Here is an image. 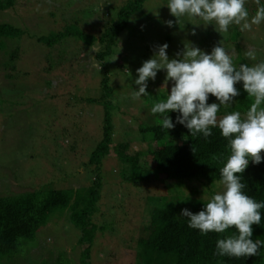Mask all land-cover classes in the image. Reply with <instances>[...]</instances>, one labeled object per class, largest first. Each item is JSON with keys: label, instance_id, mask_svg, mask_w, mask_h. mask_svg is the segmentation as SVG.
Returning a JSON list of instances; mask_svg holds the SVG:
<instances>
[{"label": "rangeland", "instance_id": "374dc122", "mask_svg": "<svg viewBox=\"0 0 264 264\" xmlns=\"http://www.w3.org/2000/svg\"><path fill=\"white\" fill-rule=\"evenodd\" d=\"M128 1L16 0L12 8L0 12L2 22L25 29L23 36L5 40L0 50V196L85 188L92 183L95 175L88 160L102 136L104 73L111 87L107 97L113 121L111 149L127 143L126 152L134 155L141 151L139 164L152 168L148 145L155 143L143 141L140 129L155 123L152 103L157 92L166 99L172 82H166V71L159 70L155 80L148 81L147 96L133 99L132 93L138 91L136 70L158 46L167 43L169 59H179L178 54L189 43L210 54L220 42L229 52L235 48L233 62L237 66L264 61V22L250 31L231 25L228 32L219 33L214 23L203 25L202 20L185 16L169 27L166 22L176 19L166 6L169 0H146L130 16L103 62L96 56L102 49L98 40L88 46L69 38L49 47L36 39L74 21L98 38L105 18H114ZM256 6L254 0H246L250 17ZM237 31L239 38L234 39ZM252 48L256 60L245 55ZM14 49H18L17 57L12 59L7 55ZM96 61L102 63L100 72L92 67ZM217 115L219 119L226 114ZM123 173L124 165L116 155L102 160L101 199L92 218L99 228L90 252L91 264H136L137 241L146 234L142 228L149 224L154 205H181L187 198L208 199L223 191L220 180H167L153 170L151 180L134 184L125 181ZM59 213L27 241L17 261L8 263L37 264L43 258L39 264H55L60 255L64 264H81L79 230L67 212Z\"/></svg>", "mask_w": 264, "mask_h": 264}, {"label": "trees", "instance_id": "16d2710c", "mask_svg": "<svg viewBox=\"0 0 264 264\" xmlns=\"http://www.w3.org/2000/svg\"><path fill=\"white\" fill-rule=\"evenodd\" d=\"M15 1L0 0V12L12 8ZM145 1H128L118 9L114 18H105L104 15L106 23L102 26V32L98 38L96 35L78 28L74 21L66 24L62 30H53L46 36H37L36 39L49 47L69 38L79 39L88 46L98 40L102 49L97 52L96 56L99 61L103 62L111 54L120 33L127 27L130 16L140 9ZM261 3L264 4V0H261ZM256 8L257 6L253 9L254 13ZM24 34L25 29L4 23L0 18V50L4 47L5 40L19 38ZM235 34L234 39H238L240 32L237 31ZM17 51L18 49H14L7 56L14 59L17 57ZM236 87H242V82L238 83ZM101 89L103 94L100 98L105 99L102 136L88 160L89 166H93L92 171L95 175L92 183L85 188H50L13 196H0V264L17 261V257L23 253V247L27 241H32L39 228L58 212L61 214L67 212V218L79 230L77 244L80 248L79 260L81 264H91L90 252L95 232L99 228L93 223L92 218L98 210V203L101 199V163L104 158L110 155H116L117 159L123 163V179L129 183L137 184L151 180L153 170H156L161 177L167 180L196 179L210 182L221 179L220 169L230 155V150L227 147L228 140L221 135V130L218 127L212 128V135L207 138L202 134L192 136L183 125L176 122L178 112L170 111L168 113L175 124L173 129L167 130L161 126L163 116L166 114L160 113H156L153 125L143 126L140 129L143 141L149 139L155 143V145H148V152L153 161L152 168H145L139 164V158L143 154L141 151L129 155L126 152L127 143L118 144L112 150L110 142L113 121L110 101L107 100L111 87L106 73L101 80ZM156 95L155 103L163 100L162 94L159 95L157 92ZM253 102L254 98L240 90V95L234 99L232 104L228 108L221 106L218 114L240 111L242 115H245ZM208 103H218V101L209 94ZM174 139L180 143L171 142ZM261 155L264 157V153ZM242 182L246 184L245 194L257 202L264 203V161L256 165L250 161L249 166L242 174ZM178 184L180 185V183ZM209 199L190 197L181 205L170 202H165L164 206L154 205L150 209L149 224L142 228L146 234L137 241L136 264H264V246L259 248L256 256L249 258L215 254L218 239L238 234L234 227L224 233L209 232L204 235L199 230L188 226V218L180 215L181 210L186 208L195 214L203 210ZM260 213L261 224L253 225L252 239L264 241V208L260 209ZM58 256L56 260L54 259L55 264H64L63 258L58 259ZM41 259L38 260L41 261ZM39 261L36 263L39 264Z\"/></svg>", "mask_w": 264, "mask_h": 264}, {"label": "clouds", "instance_id": "9594fccd", "mask_svg": "<svg viewBox=\"0 0 264 264\" xmlns=\"http://www.w3.org/2000/svg\"><path fill=\"white\" fill-rule=\"evenodd\" d=\"M246 0H169L166 5L175 22L166 24L172 27L182 17L200 19L203 25L215 24L219 33L228 32L231 25L240 30H251L253 25L264 22V4L254 0L255 14L250 17L245 7ZM200 25V24H197ZM195 35V32L192 33ZM168 44L158 46L153 56L144 61L136 72L134 83L138 91L132 93L133 99L147 96L148 81L155 80L159 70H165V81L172 87L165 100L156 102L151 108L153 114L163 116L162 127L170 130L175 127L168 113L178 112L176 122L183 125L192 136L202 134L207 138L211 129L218 127L221 135L228 140V155L220 169L219 183L223 191L212 195L203 210L193 214L188 209L181 210V216L188 218V226L201 234L209 232L224 233L234 227L238 234L228 235L216 242V255L235 258L256 256L264 241L254 240L253 225L261 224L260 209L264 203L257 202L245 194L246 184L242 174L252 164L264 161V61L249 66L234 64L236 55L233 47L229 52L219 42L209 53L189 43L177 58L169 59ZM95 52L96 50L93 49ZM246 57L256 60L255 49H249ZM102 63L96 61L92 67L100 72ZM242 82L243 90L254 102L242 117L240 111H232L218 119L221 106L228 108L240 95L236 85ZM209 94L218 103H208Z\"/></svg>", "mask_w": 264, "mask_h": 264}]
</instances>
